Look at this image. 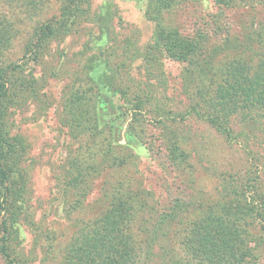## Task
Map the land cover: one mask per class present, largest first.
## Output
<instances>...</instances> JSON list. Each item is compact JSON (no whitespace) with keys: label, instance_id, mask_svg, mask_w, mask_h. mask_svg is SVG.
I'll list each match as a JSON object with an SVG mask.
<instances>
[{"label":"rangeland","instance_id":"374dc122","mask_svg":"<svg viewBox=\"0 0 264 264\" xmlns=\"http://www.w3.org/2000/svg\"><path fill=\"white\" fill-rule=\"evenodd\" d=\"M150 1L0 0L10 25L0 69L17 66L0 106V137L10 146L0 223L18 264H63L80 230L121 207L136 264L202 263L185 249L188 237L222 214L245 234L248 263L264 264V126L229 113L226 136L197 118L193 89H208L219 74L204 81L190 64L234 54L257 62L264 0H181L159 17ZM44 25L52 34L33 51ZM170 38L197 52L179 57L182 45ZM100 97L114 104L101 119Z\"/></svg>","mask_w":264,"mask_h":264},{"label":"trees","instance_id":"16d2710c","mask_svg":"<svg viewBox=\"0 0 264 264\" xmlns=\"http://www.w3.org/2000/svg\"><path fill=\"white\" fill-rule=\"evenodd\" d=\"M179 2L181 0H151V10L159 17L161 11L172 10ZM30 4L26 5L27 10L30 9ZM153 18L155 21V17ZM5 20L4 14L0 11V52L8 43L10 25ZM38 31L36 43L31 47L33 51L40 49L42 42L52 34L49 25H44ZM161 33L162 30L156 28V35L159 36ZM158 39L156 38L155 42H158ZM163 40L166 39L162 38ZM182 44L183 41L177 38H170L168 41V45L173 48ZM163 49L165 51L164 47ZM196 50L195 45L186 43L183 50L174 51L178 52L179 57L185 56L187 59L188 55L186 54H193ZM171 52L173 53V51ZM208 56L209 54L204 55V57ZM190 64L197 68L195 70L198 72L197 77L204 81L208 78L207 75L212 77L214 73L219 74V79L217 76L218 82H212L208 89L206 85H200L199 89L197 86L194 87L196 88L193 89L195 90L194 95L198 98V102L195 103L196 105L192 107L191 111L197 118L204 119L219 133L226 136H229L230 131L229 113L239 116L241 114L243 118L240 120L243 123L261 119V124L264 126V47L255 63L246 60L240 54H234L233 57H225L223 62L219 61L218 65L217 63L204 64V62L201 64L199 61ZM16 68L15 64H9L4 69H0V106L7 93V73L14 72ZM192 74L194 73L192 72ZM113 108L114 104L111 99L100 97L96 102V116L99 119L108 117L109 111ZM113 138L119 141V128L114 130ZM126 142L131 143L128 136ZM4 143L5 138L0 137V189L3 191L0 213L5 212L8 185L10 184V176L1 164L2 156L8 152V147L10 148ZM260 204L264 210V198L261 199ZM258 216L264 222L262 213H259ZM236 221L224 214L207 216L194 226L185 249L190 255L201 257L202 263L200 264H249L248 247H240L243 245L241 237L245 238V234L238 235L237 230L232 225ZM6 232V223L2 221L0 223V256L6 264H18L7 251ZM80 232L77 233L78 235L76 234L77 237H73L67 247L63 264L137 263V248L129 230V215L123 207L112 209L99 221L89 224Z\"/></svg>","mask_w":264,"mask_h":264}]
</instances>
